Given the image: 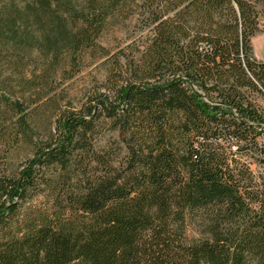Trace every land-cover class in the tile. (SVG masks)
Instances as JSON below:
<instances>
[{
	"label": "trees",
	"instance_id": "trees-1",
	"mask_svg": "<svg viewBox=\"0 0 264 264\" xmlns=\"http://www.w3.org/2000/svg\"><path fill=\"white\" fill-rule=\"evenodd\" d=\"M261 18L264 0H0V264H264Z\"/></svg>",
	"mask_w": 264,
	"mask_h": 264
},
{
	"label": "rangeland",
	"instance_id": "rangeland-1",
	"mask_svg": "<svg viewBox=\"0 0 264 264\" xmlns=\"http://www.w3.org/2000/svg\"><path fill=\"white\" fill-rule=\"evenodd\" d=\"M251 45L253 54L256 59L264 61V18L260 20V31L251 38ZM98 78L97 69H95L94 64L83 69L82 72L77 74L73 79L65 82L67 85V96L72 98L73 103H77L82 93L93 86V79ZM65 94V93H63ZM107 134L105 133V136Z\"/></svg>",
	"mask_w": 264,
	"mask_h": 264
}]
</instances>
